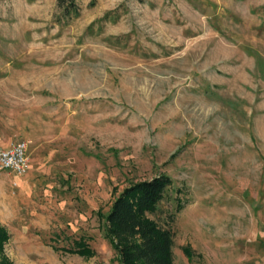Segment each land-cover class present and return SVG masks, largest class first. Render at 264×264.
<instances>
[{"label":"rangeland","instance_id":"obj_1","mask_svg":"<svg viewBox=\"0 0 264 264\" xmlns=\"http://www.w3.org/2000/svg\"><path fill=\"white\" fill-rule=\"evenodd\" d=\"M62 1L0 0V148L30 162L0 168L7 257L119 264L103 217L166 174L175 264H264V0Z\"/></svg>","mask_w":264,"mask_h":264},{"label":"trees","instance_id":"obj_2","mask_svg":"<svg viewBox=\"0 0 264 264\" xmlns=\"http://www.w3.org/2000/svg\"><path fill=\"white\" fill-rule=\"evenodd\" d=\"M59 3L62 5L63 1ZM172 184L169 175L159 174L130 183L114 198L103 217L104 233L119 264H175L173 231L150 216L159 211ZM9 238L8 230L0 225V264H13L4 251ZM65 250L86 257L95 255L85 237L76 240L74 248ZM186 250L191 255L189 249Z\"/></svg>","mask_w":264,"mask_h":264},{"label":"built area","instance_id":"obj_3","mask_svg":"<svg viewBox=\"0 0 264 264\" xmlns=\"http://www.w3.org/2000/svg\"><path fill=\"white\" fill-rule=\"evenodd\" d=\"M29 142L18 140L7 147L0 148V168L16 175H24L29 169Z\"/></svg>","mask_w":264,"mask_h":264}]
</instances>
